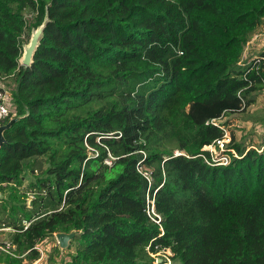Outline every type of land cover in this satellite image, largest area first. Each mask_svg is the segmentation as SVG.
<instances>
[{
  "label": "trees",
  "instance_id": "16d2710c",
  "mask_svg": "<svg viewBox=\"0 0 264 264\" xmlns=\"http://www.w3.org/2000/svg\"><path fill=\"white\" fill-rule=\"evenodd\" d=\"M263 24L264 0H0L5 124L19 118L0 148V229L14 246L0 264L33 263L72 232L60 264H154L166 249L174 264H264V141L232 133L226 166L204 150L264 90V51L243 63Z\"/></svg>",
  "mask_w": 264,
  "mask_h": 264
},
{
  "label": "rangeland",
  "instance_id": "374dc122",
  "mask_svg": "<svg viewBox=\"0 0 264 264\" xmlns=\"http://www.w3.org/2000/svg\"><path fill=\"white\" fill-rule=\"evenodd\" d=\"M25 12V17L28 23H32L35 17L34 12L28 9ZM253 45V48L252 45L250 46L251 50L250 48L246 50L247 54L245 55V59H247V57L255 51L260 53L264 50V40L260 41L259 38H256ZM3 86L7 90L11 91V89L14 87V83L11 80H7L3 82ZM226 120L229 122L231 120V127L227 131L230 138L231 134L234 133L239 142L246 144V146L253 145L255 147L260 148L264 141V90L259 93L256 104L253 105L249 112H247L246 114H237L236 117H229L226 118L224 121ZM32 180V177H26L24 181L25 186H28ZM9 231L10 230H0V244L10 242ZM56 235L57 234H55L54 237L46 239L40 245V247L44 250L45 257L44 260L41 261L39 264H49L48 258L50 254L53 255L55 247L58 246ZM71 242L72 241H70L69 247L67 249H60L62 253L60 258H58V264H60L61 258L67 260V256L75 252V244Z\"/></svg>",
  "mask_w": 264,
  "mask_h": 264
},
{
  "label": "built area",
  "instance_id": "2783aa9c",
  "mask_svg": "<svg viewBox=\"0 0 264 264\" xmlns=\"http://www.w3.org/2000/svg\"><path fill=\"white\" fill-rule=\"evenodd\" d=\"M14 112V108L12 105V95L9 90H7L2 84L0 88V127L5 124V121L10 118L11 114ZM231 142V138L227 131H225V136L223 139L216 140L212 145L205 146L204 150L209 151L210 153V160L208 161L209 164L215 165H228L230 163V157L225 155V151L227 150L228 144ZM234 155H236L235 151H232ZM179 154L178 152L176 153ZM139 172L150 182L151 175L147 172L142 166L138 167ZM30 200L34 199V194H29ZM153 215L160 217L155 214L154 212V204L152 202V207L150 211ZM158 223L160 221H157ZM14 246L11 243H5L0 245V249L5 251L6 253L12 254V249ZM41 253V261L44 258V250L41 247H36ZM13 255V254H12ZM155 261L154 264H174L172 261L173 254L169 249L161 250L156 254H152Z\"/></svg>",
  "mask_w": 264,
  "mask_h": 264
},
{
  "label": "water",
  "instance_id": "95a60500",
  "mask_svg": "<svg viewBox=\"0 0 264 264\" xmlns=\"http://www.w3.org/2000/svg\"><path fill=\"white\" fill-rule=\"evenodd\" d=\"M49 22V17L46 16L43 24L38 27L37 29H34L32 32V38L29 42V44H25L23 46L24 53L20 60V64L24 67H30L33 63V59L35 56V52L37 48L40 45V41L43 37L45 28L47 26V23ZM19 118H12L7 124H4L0 127V148L6 143V139L4 137L5 131H7L11 126L18 120ZM75 237V232H72L70 234L66 233H59L56 235V239L58 242V245L60 249L65 250L69 247L70 241H72Z\"/></svg>",
  "mask_w": 264,
  "mask_h": 264
},
{
  "label": "crops",
  "instance_id": "0c3cea01",
  "mask_svg": "<svg viewBox=\"0 0 264 264\" xmlns=\"http://www.w3.org/2000/svg\"><path fill=\"white\" fill-rule=\"evenodd\" d=\"M256 38H259V40L261 41V40H264V24L258 29V31L256 32V34L254 35V37H253V39H252V41L249 43V45L247 46V48H246V50L247 49H249L250 48V46L252 45V48H253V43L255 42V39ZM264 48V47H263ZM250 50H251V48H250ZM264 51V50H263ZM262 52V51H261ZM260 52V53H261ZM260 53H258L257 51H255V52H253L252 54H250L248 57H247V59H245V55L247 54L246 53V51H245V55H244V60H243V63H247L250 59H252V58H256L258 55H260ZM253 106H251L249 109H248V111L247 112H249L250 111V109L252 108ZM246 112V113H247ZM245 113V114H246ZM237 115H234V116H231V118H233V117H236ZM247 134V133H246ZM253 146V145H252ZM0 230H2V229H0ZM4 230H9V229H3V231ZM5 243H8V242H5ZM5 243H2V244H5ZM10 243V242H9ZM2 244H0V245H2ZM38 247H40V245L38 246ZM62 250V249H61ZM44 257H45V255H44ZM40 259H41V257H40ZM39 259V260H40ZM39 260H37V261H35V262H33V263H28V262H25V264H39L41 261H43L44 260V258L41 260V261H39Z\"/></svg>",
  "mask_w": 264,
  "mask_h": 264
}]
</instances>
